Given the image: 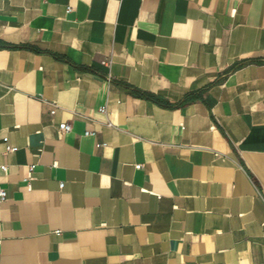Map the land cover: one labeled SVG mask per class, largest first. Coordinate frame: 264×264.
Masks as SVG:
<instances>
[{"label": "crops", "instance_id": "0c3cea01", "mask_svg": "<svg viewBox=\"0 0 264 264\" xmlns=\"http://www.w3.org/2000/svg\"><path fill=\"white\" fill-rule=\"evenodd\" d=\"M1 164L0 264H264V0H0Z\"/></svg>", "mask_w": 264, "mask_h": 264}, {"label": "built area", "instance_id": "2783aa9c", "mask_svg": "<svg viewBox=\"0 0 264 264\" xmlns=\"http://www.w3.org/2000/svg\"><path fill=\"white\" fill-rule=\"evenodd\" d=\"M71 10V6H66V11H70ZM100 110L101 111H105V106H101L100 107ZM50 112H54V109H51ZM58 128L61 130V131H69L71 129V123L70 122H65V121H62V122H59L58 124ZM84 135H91V136H94L96 134V131L95 130H90V129H85L84 130ZM106 142L105 141H96L95 142V145L96 146H102V145H105ZM6 150H14L15 149V146H11V145H6ZM140 164H135L136 167H139ZM0 168L2 170H6L7 166L6 164H1L0 165ZM34 169V164L31 163V164H28L27 166V173L25 174V176L23 177V180L25 181L27 187H29L30 185V180L32 179V171ZM63 185V182H59V187H62ZM5 195H6V192L5 190L3 189H0V200L4 199L5 198Z\"/></svg>", "mask_w": 264, "mask_h": 264}, {"label": "trees", "instance_id": "16d2710c", "mask_svg": "<svg viewBox=\"0 0 264 264\" xmlns=\"http://www.w3.org/2000/svg\"><path fill=\"white\" fill-rule=\"evenodd\" d=\"M242 62H239V63H236L234 65H232L230 68H228L227 71H230L232 69H234L235 67H237L239 64H241ZM127 88H129V90L134 93V94H138V95H142L148 99H151V100H154L156 102H160V103H163L165 104L164 102H162L159 98H157L153 93L151 92H147V91H143V90H140V89H137V88H134V87H130V86H127ZM199 92H189L187 93L183 99L181 101H179L177 104L185 101V100H189L191 98H193L195 96V94H198ZM168 105V104H166Z\"/></svg>", "mask_w": 264, "mask_h": 264}]
</instances>
